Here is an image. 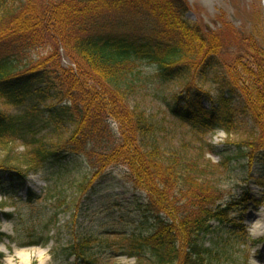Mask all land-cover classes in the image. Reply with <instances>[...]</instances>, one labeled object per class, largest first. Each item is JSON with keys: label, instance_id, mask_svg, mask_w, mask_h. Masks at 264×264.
Wrapping results in <instances>:
<instances>
[{"label": "trees", "instance_id": "16d2710c", "mask_svg": "<svg viewBox=\"0 0 264 264\" xmlns=\"http://www.w3.org/2000/svg\"><path fill=\"white\" fill-rule=\"evenodd\" d=\"M190 12L188 0H0V105L19 110H0V196L14 198L6 181L23 188L41 174L64 185L76 173L75 191L89 200L110 178L106 171L122 166L136 200L127 217H138H121L122 235L80 234L62 249L59 236H50L56 210L47 223L33 217L34 227L15 239L36 247L54 241L55 254L79 264H101L114 251L137 264H239L232 251L247 239L243 214L264 205V192L257 198L245 189L221 203L205 159L215 148L205 138L217 130L242 136L217 166L243 160L246 170L262 172L264 50L246 45V53L238 47L230 56L223 32L192 22ZM147 65L152 76L142 72ZM193 76L214 89L194 85ZM180 81L176 96L165 95ZM141 88L153 89L169 119L136 101ZM182 124L191 139L176 129ZM27 194L25 215L54 199ZM16 215L0 211L15 223L25 217ZM6 238L13 239L0 233Z\"/></svg>", "mask_w": 264, "mask_h": 264}, {"label": "rangeland", "instance_id": "374dc122", "mask_svg": "<svg viewBox=\"0 0 264 264\" xmlns=\"http://www.w3.org/2000/svg\"><path fill=\"white\" fill-rule=\"evenodd\" d=\"M189 6H191V12L188 14L189 19L194 23H200L202 27H205L210 32L220 34L223 32L225 38L226 53H230V56L234 51H237L238 47L242 48L243 53L247 52V46H258L264 50V2L263 0H188ZM241 45V46H238ZM247 45V46H246ZM229 56V57H230ZM62 65L65 68H70L72 65L65 59L62 61ZM142 72L148 76L154 73L153 69L147 65L143 66ZM192 83L194 85H203L205 88L213 90L214 85L208 82L200 81L195 76L192 77ZM184 81L174 83L165 88V92L169 98L176 96L183 88ZM140 93L136 97V101L140 102L143 107L148 111V114H155L158 119L168 118L164 104L160 99L153 94V89L141 88ZM0 110L6 112H18L19 110L13 106L0 105ZM244 124L241 123V128ZM176 129L180 132V135H185L188 139H191L193 134L191 130H188L187 126L176 125ZM242 136L228 135L227 133L217 131L213 135H208L205 138L207 144L212 145L215 148V152L206 155L205 159L208 160L211 165L214 166L216 172L217 185L219 188V201L226 203L234 198L242 196L244 190H250L257 198H261V193L264 192V187L259 184V181H263L264 184V169L257 171L256 167L251 171L246 170L244 167V161H233L226 167L217 166L223 162V152L226 150L230 153L233 149L228 145L236 143ZM17 154H22L25 150L20 146H13ZM197 150L192 151V153ZM5 154V152H2ZM84 167V166H83ZM85 168V167H84ZM123 167H112L106 172H112L110 178H104L103 184L95 188V195L90 197L89 200L82 197L75 191L74 181L77 178V174L74 173L66 180L64 185L55 183H47L41 174L30 175L25 182L23 188H18V184L14 182H5L7 190H12L10 194L14 198L8 196H0V210L6 208L14 209L12 214L23 212L24 203L28 196L27 191H32L34 194L41 195L43 199H47L54 195V199L47 201H40L36 204V207L32 209V215L26 214L21 221L14 222L15 232L17 238L23 233L29 226L33 228L32 218L35 217L36 223L41 219L44 223L54 217V212L57 210V221H54L50 226L55 229L51 230L50 236L60 238L62 241L60 245L67 247L66 244L70 242H78L76 236L84 234L86 236H102L107 231L117 232L118 235L124 233L122 222H126L124 219L122 222L121 217L128 216L129 213H136L135 211V194L133 190H130L126 182L121 178L120 171H123ZM57 186V187H56ZM79 196V197H77ZM84 196V195H83ZM251 205V204H250ZM18 207H21L20 212ZM3 208V209H2ZM3 213H11L1 211ZM42 213L46 215L43 218ZM22 215V216H23ZM245 220L243 227H245L247 236L245 243H240L233 248L232 256L237 260L239 264H250L253 254L257 264H264V205L255 207L251 205L250 209L246 210L243 214ZM136 219L135 215L127 217V219ZM0 221H10L9 219L1 218ZM31 221V222H30ZM36 223H34L36 225ZM56 223V225H54ZM29 225V226H28ZM254 230V234L253 231ZM5 234V233H4ZM243 234V233H242ZM6 235V234H5ZM111 235V234H109ZM82 237V238H83ZM5 241H9L6 239ZM210 239L206 243L209 245ZM35 250L39 251L41 246H33ZM51 249L53 256V264H79L77 257L71 255L68 259L64 256L63 252L56 249L55 242L50 241L46 246ZM101 264H137L136 259L129 258L127 256L118 255V251H114L113 254L105 255L101 259ZM81 264V263H80Z\"/></svg>", "mask_w": 264, "mask_h": 264}, {"label": "clouds", "instance_id": "9594fccd", "mask_svg": "<svg viewBox=\"0 0 264 264\" xmlns=\"http://www.w3.org/2000/svg\"><path fill=\"white\" fill-rule=\"evenodd\" d=\"M0 211L14 212L12 208ZM253 231L254 230H250ZM0 233L13 237L12 240H0V264H53V256L50 248L40 247L37 251L33 246H27L15 239L14 221H0ZM253 254L250 264H257Z\"/></svg>", "mask_w": 264, "mask_h": 264}, {"label": "bare ground", "instance_id": "6f19581e", "mask_svg": "<svg viewBox=\"0 0 264 264\" xmlns=\"http://www.w3.org/2000/svg\"><path fill=\"white\" fill-rule=\"evenodd\" d=\"M263 2H264V0H263Z\"/></svg>", "mask_w": 264, "mask_h": 264}]
</instances>
